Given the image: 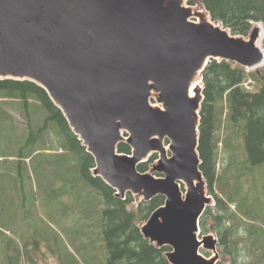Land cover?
<instances>
[{
    "label": "water",
    "instance_id": "obj_1",
    "mask_svg": "<svg viewBox=\"0 0 264 264\" xmlns=\"http://www.w3.org/2000/svg\"><path fill=\"white\" fill-rule=\"evenodd\" d=\"M257 35L196 23L183 0H0V80L45 89L117 197L165 198L141 233L172 249L171 264H216L201 253L216 241L197 234L211 200L198 152L204 95L191 97L190 87L210 59L261 64ZM153 92L163 110L151 106ZM122 142L132 155L118 152ZM154 153L151 173L139 172Z\"/></svg>",
    "mask_w": 264,
    "mask_h": 264
},
{
    "label": "trees",
    "instance_id": "obj_2",
    "mask_svg": "<svg viewBox=\"0 0 264 264\" xmlns=\"http://www.w3.org/2000/svg\"><path fill=\"white\" fill-rule=\"evenodd\" d=\"M188 4L203 6L213 23L221 24L234 36L249 37L257 23L264 27V0H188ZM248 80L254 82V88L245 87ZM203 84L198 152L200 169L216 207H208L201 217V236L216 233L219 252L232 257L230 264H238L240 244L245 243L247 247L250 242L252 247L247 248H254L253 262L250 260L247 264H264V224H249L250 208L242 197V178L246 171L264 164V67L248 72L234 62L210 59L203 72ZM15 113L24 119L26 127L22 132L16 127ZM39 115L42 122L35 128L32 117ZM24 132L26 137H19L18 133ZM1 143L9 152L0 154V158L17 162V174L22 175L23 168L28 173L29 163L32 170L38 164L37 169L44 170V179L41 174L38 178L54 181L48 186L54 196L72 202L75 213L81 217L99 214L108 253L105 264H171L166 256L171 248L157 247L140 230L151 214L164 205L165 198L157 196L148 202H138L131 193L124 199L117 197L116 190L93 175L96 167L93 156L38 84L28 80H0ZM221 143L232 158L222 171L218 167ZM118 152L131 155L132 148L122 142ZM238 156L242 160L234 165ZM29 158L32 159L26 162ZM40 158H46L44 165L38 163ZM156 159L154 154L148 162L140 164L139 172H147V163L152 164ZM12 184L14 193L25 187V182L19 183L16 178ZM242 226L251 232L239 242L235 231ZM3 235L0 230V264L9 263L15 258L12 254L18 253L9 241L3 243Z\"/></svg>",
    "mask_w": 264,
    "mask_h": 264
},
{
    "label": "rangeland",
    "instance_id": "obj_3",
    "mask_svg": "<svg viewBox=\"0 0 264 264\" xmlns=\"http://www.w3.org/2000/svg\"><path fill=\"white\" fill-rule=\"evenodd\" d=\"M183 7L191 12L192 21L196 23L211 21L209 13L203 6H191L187 3V0H183ZM207 18H209V21ZM260 43L259 45L262 46V43ZM158 98L159 94L153 92L150 103L154 108L163 110V105L159 103ZM15 114L16 127L19 132H22L23 128L26 127L24 119L20 118L18 113ZM41 122L42 115L36 118L32 117L33 127H39ZM126 132H123L125 139L127 138ZM18 135L25 138L27 134L24 132L22 134L18 133ZM219 146L221 153L218 167L222 171L227 163L230 164L232 158L225 152L222 143ZM165 147L168 149V156H170L169 147ZM8 152L7 148L1 143L0 154L6 155ZM31 159H27L26 162ZM45 159L40 158L38 163L44 165ZM145 160L148 161L149 158ZM240 160L242 158L238 156L234 165H237ZM147 164H149L147 173H151L150 169L153 163ZM37 166L32 170V164L29 163L27 165L28 173H25V168H23L21 175L17 174V162L13 161L12 158H0V230L5 234L2 236V241L3 243L9 241L18 252L17 254L13 253L12 255L15 258L5 264H105L108 253L103 239L99 214L95 212L89 217H81L80 214H76L72 202H64L62 197H56L48 190V186H52L54 181L52 179L41 180L44 177V170L37 169ZM246 173L244 179L242 178V197L246 198L247 205L250 208L248 210L251 215L249 224L263 225L264 164H260L252 170H247ZM38 174H41V178H38ZM153 175L159 178L158 175ZM15 178L19 183L25 182L24 189L19 188L16 193H14L12 184ZM203 186L205 194L211 197L209 207L215 208V198L210 195L206 182H203ZM181 189L185 197L187 190L185 185L182 184ZM134 198L138 202L142 200L140 196ZM233 208L234 206H232ZM229 224H232V221L228 222ZM250 232L247 226H242L235 231V237H238L240 242L241 237H248ZM209 235H212L215 239L217 249L208 251L201 248V253L207 258H217L216 264H230L232 257L229 254L222 255L219 252L217 234L211 232ZM202 237L198 233L199 240H202ZM247 247H252L250 242L247 243ZM247 247L245 243L240 244L241 257L238 264H247L252 260L254 248L249 249Z\"/></svg>",
    "mask_w": 264,
    "mask_h": 264
},
{
    "label": "bare ground",
    "instance_id": "obj_4",
    "mask_svg": "<svg viewBox=\"0 0 264 264\" xmlns=\"http://www.w3.org/2000/svg\"><path fill=\"white\" fill-rule=\"evenodd\" d=\"M207 20L209 21V18H207ZM259 30H258V35H257V38H256V42L255 44L257 46H260L259 45V42L262 41L263 39V33H262V27H260L259 25H257V27ZM196 91H202V79H201V76L200 75H196L193 79V81L191 82V87H190V96L193 97V96H196ZM121 134H123V131L121 132ZM165 152H168L167 148H165ZM182 182L180 183V189L182 188ZM198 184V183H197ZM184 185V184H183ZM182 190V189H181Z\"/></svg>",
    "mask_w": 264,
    "mask_h": 264
}]
</instances>
